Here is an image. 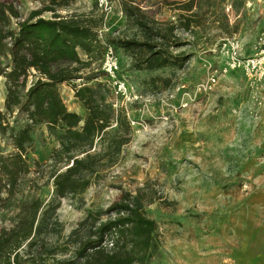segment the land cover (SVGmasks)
Here are the masks:
<instances>
[{
  "label": "rangeland",
  "instance_id": "1",
  "mask_svg": "<svg viewBox=\"0 0 264 264\" xmlns=\"http://www.w3.org/2000/svg\"><path fill=\"white\" fill-rule=\"evenodd\" d=\"M48 1L24 0L21 10L25 16ZM107 1L106 9L100 0H72L60 12L105 15L99 34L103 49L107 43L115 45L118 77L126 80L128 91H115V82L103 68L104 50L84 74L99 75L90 84L109 83L116 105L126 108L133 137L118 164L83 192L62 198L58 227L45 238L50 249L47 263L75 257L93 224L85 220L87 211L105 210L127 192L138 194L147 215L157 222L158 247L151 264H261L264 249L254 245L253 236L257 237L264 220L262 210L257 212L253 204L247 210L243 205L247 194L264 190V109L262 117H256L261 105H253L250 98L259 96L246 88L247 77L241 69L221 72L227 60L221 48L237 38L242 56L264 49L258 48L264 32V0H194L198 21L189 28L182 25L186 11L178 7L179 0H136L164 31L172 23L177 26L175 38L163 47L169 45L180 60L155 70L139 69L135 62L140 59L118 44V38L145 36L123 13L122 0ZM79 53L88 59L82 48ZM6 63L7 59H0V64ZM212 74L216 82L211 81ZM37 78L30 75L28 84ZM59 91L68 108L84 119L88 110L72 84H60ZM6 93V78L0 76V110H5ZM32 136L29 176L42 184L60 143L46 126L36 128ZM0 144H5L1 135ZM11 150L7 145L5 152ZM40 194L49 202L54 185L43 186ZM242 207L245 212L239 211ZM106 218L108 214H103L96 222ZM41 244L26 252V257L36 254Z\"/></svg>",
  "mask_w": 264,
  "mask_h": 264
},
{
  "label": "trees",
  "instance_id": "2",
  "mask_svg": "<svg viewBox=\"0 0 264 264\" xmlns=\"http://www.w3.org/2000/svg\"><path fill=\"white\" fill-rule=\"evenodd\" d=\"M24 0H0V76L6 78L5 110H0V264H48L50 249L45 238L57 229V211L62 198L83 192L92 182L113 168L131 142L133 128L124 106L116 105L108 82L98 74L88 76L84 69L101 58L103 40L99 30L104 14L64 15L60 11L72 0H49L27 15ZM36 1V0H32ZM186 11L182 25L197 23L194 0H179ZM122 11L136 24L145 38H118L126 50L133 51L136 66L155 70L180 60L165 41L175 38L176 24L164 31L158 21L136 0H122ZM45 12H51L47 17ZM82 48L88 59L81 58ZM94 70V68H93ZM37 79L28 84L30 75ZM77 84V81L84 79ZM70 83L75 96L88 110L83 119L70 110L59 85ZM47 127L60 146L54 151V165L42 183L29 176L28 154L32 132ZM11 145L13 150L6 151ZM42 178V177H41ZM54 185V198L46 202L43 186ZM108 214L105 220L101 215ZM93 224L76 249L75 257L58 259L57 264H151L157 250V222L149 217L140 196L124 193L105 210L87 211ZM40 241L36 254H29Z\"/></svg>",
  "mask_w": 264,
  "mask_h": 264
},
{
  "label": "built area",
  "instance_id": "3",
  "mask_svg": "<svg viewBox=\"0 0 264 264\" xmlns=\"http://www.w3.org/2000/svg\"><path fill=\"white\" fill-rule=\"evenodd\" d=\"M101 5L107 9L108 1L100 0ZM102 31L99 30V34ZM100 36V35H99ZM260 41L258 42V48L263 46L264 48V32L261 33ZM102 39V36H100ZM116 48L113 43H107L104 50V64L103 68L107 75L115 82V91L117 94H126L128 86L126 80L118 77L119 74V60L115 52ZM259 52L261 54H259ZM263 52V53H262ZM227 60L221 68L223 74L229 73L231 70L241 69L247 77L248 84L255 95L259 96L258 104L264 102V49H258L257 54L253 56H242V44L239 39L235 38L232 41H228L224 44V48H221ZM217 70H215V73ZM211 81L216 82L215 74H212ZM256 117L258 115L256 114Z\"/></svg>",
  "mask_w": 264,
  "mask_h": 264
},
{
  "label": "crops",
  "instance_id": "4",
  "mask_svg": "<svg viewBox=\"0 0 264 264\" xmlns=\"http://www.w3.org/2000/svg\"><path fill=\"white\" fill-rule=\"evenodd\" d=\"M246 88L248 90L250 88L248 83H246ZM253 97L256 99V101H255V99L253 100L252 97L250 98V101H252V103L254 102L253 105H257L259 97H256V96H253ZM260 105H261V108L256 113L258 115V118L262 117V111L264 109V102H261ZM245 197H246L245 198L246 204H244L243 207L248 210L250 204H253V206L256 208L255 210L257 212L262 210L261 211V215L264 218V190L259 191V192H255V193L247 194ZM243 207L240 208L239 211H244L245 212L246 210L243 209ZM253 241H255L254 245H257V243H258V245H260V247L264 249V247H263L264 246V220H262V222H261L260 230H259V233H258L257 237L255 238V236H253ZM259 257L261 259L260 263L264 264V251H262L260 253ZM241 263L244 264L243 261L239 262V264H241Z\"/></svg>",
  "mask_w": 264,
  "mask_h": 264
}]
</instances>
